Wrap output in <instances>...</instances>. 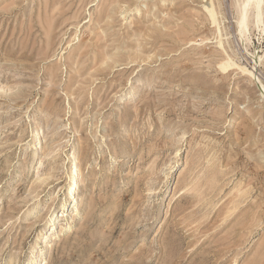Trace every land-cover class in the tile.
<instances>
[{
    "label": "rangeland",
    "instance_id": "obj_1",
    "mask_svg": "<svg viewBox=\"0 0 264 264\" xmlns=\"http://www.w3.org/2000/svg\"><path fill=\"white\" fill-rule=\"evenodd\" d=\"M241 1L0 0V264H264V17L241 36Z\"/></svg>",
    "mask_w": 264,
    "mask_h": 264
},
{
    "label": "bare ground",
    "instance_id": "obj_2",
    "mask_svg": "<svg viewBox=\"0 0 264 264\" xmlns=\"http://www.w3.org/2000/svg\"><path fill=\"white\" fill-rule=\"evenodd\" d=\"M236 1H238V0H236ZM262 4H264V3H262V0H243V1L239 2L238 5L236 6V7H238L236 9L237 10V13H238L237 30H238V32L240 33L241 36H243L245 34V32L247 31V29H248V27L250 25L249 23H251L250 22V19H254L252 21L257 22V25H260V22L261 21L263 23L262 18L264 17L263 16V12H264L263 9L264 8L262 7ZM210 12L213 14V16H216L215 10L213 8L210 9ZM216 23H217V21H216ZM215 26H217V25H215ZM220 45H222V43H220ZM258 58H259L258 60H260V57H258ZM258 63H260V62H258ZM256 64H257V62H256ZM234 65H235V63H233L230 59L227 60V58H226V61H224V62H222L220 64V69L222 71H226V70L230 69L231 67H233ZM239 69H241L243 72H246V74L248 73L250 75V78L256 76L252 71L250 72L245 67H241L240 66ZM262 83H263V81H262ZM37 131H40V130L38 129ZM33 137L35 139L36 138H39L40 137L39 132L35 133V135H33ZM71 160H72V162L70 164L71 167L67 168V183L64 185L65 186V189H66V201L63 203V206L62 207H63V210L64 211L66 210L68 212L69 210H73L76 213H78V211L75 209V206L77 204L76 194H77V192L80 189L81 169H80V163L78 162V159L75 156L72 157ZM64 215L65 214L63 213V217H64ZM55 223H56V219L53 221V223H50V224H51L52 227H54ZM46 235H47L46 238L49 239V237H48V231L46 232ZM46 247L47 248L51 247L50 246V242H46ZM30 250L31 251L34 250V246H32V249H30ZM34 254H36V253H34ZM31 256H34V255H31Z\"/></svg>",
    "mask_w": 264,
    "mask_h": 264
}]
</instances>
